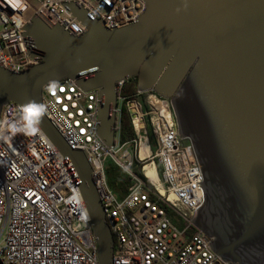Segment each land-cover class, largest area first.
I'll return each mask as SVG.
<instances>
[{
	"label": "water",
	"instance_id": "1",
	"mask_svg": "<svg viewBox=\"0 0 264 264\" xmlns=\"http://www.w3.org/2000/svg\"><path fill=\"white\" fill-rule=\"evenodd\" d=\"M146 11L108 29L77 4L67 8L88 32L73 36L33 16L24 35L39 64L16 73L0 65V115L26 107L70 165L90 214L100 264L114 238L82 151L72 149L43 111V88L63 79L100 90L99 135L115 144L118 82L171 99L180 138L201 166L205 205L192 223L229 264H264V0H144Z\"/></svg>",
	"mask_w": 264,
	"mask_h": 264
},
{
	"label": "built area",
	"instance_id": "2",
	"mask_svg": "<svg viewBox=\"0 0 264 264\" xmlns=\"http://www.w3.org/2000/svg\"><path fill=\"white\" fill-rule=\"evenodd\" d=\"M71 3L108 29L125 27L146 11L144 0H0V65L19 73L41 62L31 56L33 43L24 35L33 16L73 36L85 35L86 25L66 6ZM129 82L117 84L115 144L110 147L99 135L100 90L88 91L69 78L43 88L45 115L92 167L114 238L112 264H229L192 223L205 205L199 186L204 175L192 143L180 138L171 99L152 89L137 91L128 102L123 90ZM125 103L134 138L123 143ZM109 161L130 178L124 197L109 186ZM147 164L158 185L146 175ZM0 264H100L90 214L70 165L26 107L15 102L0 115Z\"/></svg>",
	"mask_w": 264,
	"mask_h": 264
},
{
	"label": "trees",
	"instance_id": "3",
	"mask_svg": "<svg viewBox=\"0 0 264 264\" xmlns=\"http://www.w3.org/2000/svg\"><path fill=\"white\" fill-rule=\"evenodd\" d=\"M129 83H127V85L123 90V94L128 97L127 99L128 102L136 99L135 95L138 90L135 87V92L130 93L128 89ZM121 125H122L121 135H120L121 142L125 143L132 140L134 138V132H133V126L131 124L130 116L128 114L127 103H125L122 106ZM150 167H152V165H147L145 171L148 174V176L153 180V183L155 185H158V179L156 175L149 172ZM136 170L141 175L140 169L136 168ZM106 172H107L109 186L114 190V192L120 197L126 194L131 184L130 178L111 161L107 163ZM170 217L173 219L175 223H178L177 219L175 218L172 212H170Z\"/></svg>",
	"mask_w": 264,
	"mask_h": 264
},
{
	"label": "rangeland",
	"instance_id": "4",
	"mask_svg": "<svg viewBox=\"0 0 264 264\" xmlns=\"http://www.w3.org/2000/svg\"><path fill=\"white\" fill-rule=\"evenodd\" d=\"M135 87L136 88L138 87L137 81L136 80H132V82H130L129 85H128L129 92L130 93H134L135 92Z\"/></svg>",
	"mask_w": 264,
	"mask_h": 264
},
{
	"label": "bare ground",
	"instance_id": "5",
	"mask_svg": "<svg viewBox=\"0 0 264 264\" xmlns=\"http://www.w3.org/2000/svg\"><path fill=\"white\" fill-rule=\"evenodd\" d=\"M147 165H152V164H147ZM147 165H146V166H147ZM145 168H146V167H145ZM149 172H151V173H153L154 175H156V173H155V171L153 170L152 167H150ZM145 173H146V171H145ZM146 175L148 176L147 173H146ZM148 177H149V176H148ZM156 177H157V175H156ZM149 178H150V177H149ZM157 179H158V178H157ZM160 191H161L162 194L164 193L162 189H160Z\"/></svg>",
	"mask_w": 264,
	"mask_h": 264
},
{
	"label": "crops",
	"instance_id": "6",
	"mask_svg": "<svg viewBox=\"0 0 264 264\" xmlns=\"http://www.w3.org/2000/svg\"><path fill=\"white\" fill-rule=\"evenodd\" d=\"M126 194H124L122 197H124ZM120 197V196H119Z\"/></svg>",
	"mask_w": 264,
	"mask_h": 264
}]
</instances>
